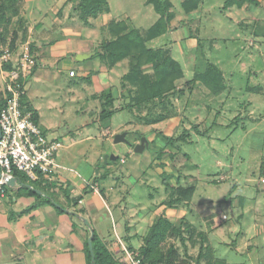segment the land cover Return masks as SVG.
<instances>
[{
	"label": "rangeland",
	"instance_id": "1",
	"mask_svg": "<svg viewBox=\"0 0 264 264\" xmlns=\"http://www.w3.org/2000/svg\"><path fill=\"white\" fill-rule=\"evenodd\" d=\"M53 1L37 3L49 8ZM171 1L176 18L168 34L147 44L153 49L169 48L184 70L176 84L179 92L151 108L154 114L166 109L169 113L164 119L145 123L137 117L135 107L121 109L129 106L128 97L121 94L122 78L130 69L125 60L109 69L107 88L96 84L93 75L76 79L78 83L63 76L55 84H42L45 93L35 86L34 91L41 90L37 91L41 98L35 102L41 114L40 128L50 141L62 144L59 163L73 173L82 174L88 165L101 173L99 183L112 208L110 214L122 218L131 234L147 235L154 213L178 214L177 224L185 218L197 231L207 233L210 248L205 252L213 264H264V0L249 9H225L226 0H203L191 16L182 6L186 0ZM107 2L111 11L103 18L101 30L92 27L93 18L83 20L75 2L68 3L60 19L70 20L69 25L80 27L79 33L85 39L92 36L98 45L110 38L107 26L111 22L125 20L130 29L145 33L158 20L147 0ZM209 64L224 75L225 90L218 97L194 80ZM111 89L118 110L112 118H101L102 103ZM149 111L144 107L140 114L149 118ZM154 131L163 135L156 139ZM184 132L187 142L169 146L170 155L158 160L165 144L162 137L176 139ZM124 133L126 141L116 144V136ZM142 138L149 144L143 152H135ZM111 155L119 160L106 166L105 157ZM179 176L181 187H194L195 194L192 201L169 211L162 203L169 200ZM113 202H121L122 212ZM105 215V235L112 240L111 216L108 211ZM196 238L195 247L188 242L192 259L184 254L178 239L169 243L180 246L181 257L188 264H197L201 240ZM140 242L132 240L135 247ZM124 257L125 253L119 259Z\"/></svg>",
	"mask_w": 264,
	"mask_h": 264
},
{
	"label": "crops",
	"instance_id": "2",
	"mask_svg": "<svg viewBox=\"0 0 264 264\" xmlns=\"http://www.w3.org/2000/svg\"><path fill=\"white\" fill-rule=\"evenodd\" d=\"M38 1L19 0L15 6L0 12V51L12 48V67L19 62L23 46L30 45L36 66L26 80L22 103L24 109L37 112L40 128L41 114L35 102L41 98L38 92H44L42 84H55L63 76L78 83L76 79H88L91 75L96 84L103 83V87H108L110 82L109 67L97 56L100 47L97 41L90 35L85 39L79 33L80 27L76 29L69 25L70 20L60 19L68 3L78 5V2L54 0L51 7L40 8ZM105 16L94 19L92 27L101 30ZM3 86L0 73V104L4 102ZM35 86H40L41 90L34 91ZM56 160L59 169L52 182L42 178L34 185L29 179L24 183L22 176L14 177L15 182L6 185L4 194H0V264H88L86 248L94 233L118 259L124 254V248L138 252L146 235L131 234L130 226L122 218L110 214L112 208L103 188L99 180H94V176L100 177L101 173L94 172L88 164L82 174L73 173L72 168ZM94 185L98 192L92 189ZM75 198H79V202H74ZM114 205L122 212L121 202ZM107 211L114 233L112 240L104 231ZM164 215L176 223L178 214ZM157 217L156 213L150 217L149 229ZM136 239H141L137 247L132 243Z\"/></svg>",
	"mask_w": 264,
	"mask_h": 264
},
{
	"label": "trees",
	"instance_id": "3",
	"mask_svg": "<svg viewBox=\"0 0 264 264\" xmlns=\"http://www.w3.org/2000/svg\"><path fill=\"white\" fill-rule=\"evenodd\" d=\"M18 1L0 0V12L7 11L11 6H15ZM202 2L203 0H186L182 6L185 13L191 16L193 12L199 10ZM147 4L152 5L158 15V20L153 26L145 33H141L138 29H130L129 22L125 20L111 22L107 26L110 38L101 43L97 56L109 69L125 60L129 61V72L123 76L121 83L123 90L121 94L128 97L126 100H129V106L122 107L121 109L135 107L139 120L145 123H157L164 119L169 112L165 109L161 114H154L152 109L161 103L165 104V101L171 95L179 92L176 84L184 77V70L180 61L173 57L169 48L153 49L147 45L148 42L168 34L171 24L176 18L173 2L171 0H147ZM259 5L260 0H226L225 9L235 6L249 9L250 7H257ZM78 8L83 20H88L89 18L96 19L101 15H107L111 11L107 0H78ZM1 17H4V15ZM4 40L5 38L2 39V41ZM6 68L10 69L11 65H7ZM194 80L202 83L211 94L217 97L225 90L224 75L220 69L212 64H209L204 72H197ZM112 90L107 94L106 99L104 98V103H102L101 118H112L118 110L115 108L117 98ZM3 105L4 102L0 104V108ZM144 107H149L150 109L148 112L149 118L143 117L140 114V111ZM24 110L32 112L33 120L38 124L37 112ZM193 128L198 134H202L197 129V126H193ZM206 132L207 130L203 134H206ZM154 133L156 139L163 135L162 131H154ZM185 133L176 139L174 136L164 135L162 139L165 144L158 156V160L163 161V157L169 154V150L167 149L169 146L173 148L177 142H187ZM109 161L106 166L110 164ZM164 165V163H161L162 167ZM13 176L15 178L22 176L21 179L24 183L27 182L26 179H29L16 170L13 172ZM261 176L264 177V163L261 166ZM163 177L166 186H169L164 174ZM100 178L101 176H94L95 181L100 180ZM28 181L35 185L39 180L31 181L29 179ZM181 182L182 177L179 176L177 178V187H172L169 200L162 203L166 208L178 210L181 203L192 201L195 188L190 187L185 189L181 187ZM46 183L49 184L48 182ZM33 188L35 187L33 186ZM73 200L74 202H79L80 199L75 198ZM186 233L190 234L189 238ZM196 237H199L201 240V247L197 258V264H201L203 259L208 258L205 249L210 248L207 233L197 231L193 228L192 224L186 222L185 218L180 220V224H177L169 220L164 214H161L156 218L147 235L143 238V244L137 252L138 257L142 264H188L189 262L186 259L183 260L181 257L180 246L183 247L184 254L189 259H192L188 254V242L191 241L192 246L195 247L197 242ZM173 239H178L180 246L173 242L169 243ZM92 246L93 254H91L89 245L86 248L88 264H122L121 260L116 258L114 253L98 238L96 233H94ZM129 249L133 250L132 248ZM206 264L213 263L207 259Z\"/></svg>",
	"mask_w": 264,
	"mask_h": 264
},
{
	"label": "built area",
	"instance_id": "4",
	"mask_svg": "<svg viewBox=\"0 0 264 264\" xmlns=\"http://www.w3.org/2000/svg\"><path fill=\"white\" fill-rule=\"evenodd\" d=\"M12 56L10 48L0 51V73L4 79V105L0 108V194H4V187L14 178L15 170L31 181L44 178L52 182L59 169L57 154L62 148L59 141H50L44 136L33 120V113L22 107L26 80L36 65L30 45L25 44L19 62L6 69ZM92 189L99 191L96 185ZM124 253L122 264H142L137 252L124 248Z\"/></svg>",
	"mask_w": 264,
	"mask_h": 264
},
{
	"label": "water",
	"instance_id": "5",
	"mask_svg": "<svg viewBox=\"0 0 264 264\" xmlns=\"http://www.w3.org/2000/svg\"><path fill=\"white\" fill-rule=\"evenodd\" d=\"M0 138H1V130H0ZM126 141V134H120V135H117L116 138H115V143L116 144H119L121 142H125ZM149 142H148V139L147 138H142V140L140 141V143L138 145L135 146V152H143L145 150V148L148 146ZM118 157L115 156V155H111V156H106L105 157V164H107L108 160L110 161H115L117 160ZM0 177H1V173H0ZM13 182H15V178H12L11 181H9V185H11ZM93 238V236H92ZM92 238L91 240H89V248H90V251H91V254H93L92 252Z\"/></svg>",
	"mask_w": 264,
	"mask_h": 264
}]
</instances>
